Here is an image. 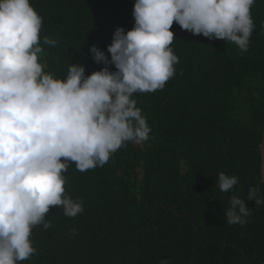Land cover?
Segmentation results:
<instances>
[{
	"label": "trees",
	"instance_id": "trees-1",
	"mask_svg": "<svg viewBox=\"0 0 264 264\" xmlns=\"http://www.w3.org/2000/svg\"><path fill=\"white\" fill-rule=\"evenodd\" d=\"M135 0H30L42 17L46 73L66 77L71 64L100 71L90 49L107 52L115 30L134 27ZM248 51L209 40L174 22L175 74L160 90L133 99L151 129L143 148L127 142L103 166L78 171L70 163L65 195L82 203L76 217L50 207L32 229L35 253L19 264H264V0L251 8ZM47 37L56 46L44 44ZM110 71H116L114 65ZM236 176L233 191L215 185ZM233 194L246 200L247 223L229 225Z\"/></svg>",
	"mask_w": 264,
	"mask_h": 264
},
{
	"label": "clouds",
	"instance_id": "clouds-1",
	"mask_svg": "<svg viewBox=\"0 0 264 264\" xmlns=\"http://www.w3.org/2000/svg\"><path fill=\"white\" fill-rule=\"evenodd\" d=\"M255 2L135 0L134 27L115 30L110 60L96 46L90 49L105 67L86 76L83 65L71 64L58 79L40 62L42 17L30 0H0V264H19L35 253L32 229L51 227L45 219L50 207H62L73 218L83 211L82 203L65 195L63 173L70 163L81 172L103 166L127 142L149 138L151 129L133 96L160 90L174 76V22L245 53ZM43 43L57 41L45 37ZM237 183L236 176L221 172L215 185L228 193ZM247 200L264 205L254 187ZM228 205L229 225L247 223L251 210L245 199L233 194Z\"/></svg>",
	"mask_w": 264,
	"mask_h": 264
},
{
	"label": "water",
	"instance_id": "water-1",
	"mask_svg": "<svg viewBox=\"0 0 264 264\" xmlns=\"http://www.w3.org/2000/svg\"><path fill=\"white\" fill-rule=\"evenodd\" d=\"M261 177L262 182H264V141L261 144Z\"/></svg>",
	"mask_w": 264,
	"mask_h": 264
},
{
	"label": "rangeland",
	"instance_id": "rangeland-1",
	"mask_svg": "<svg viewBox=\"0 0 264 264\" xmlns=\"http://www.w3.org/2000/svg\"><path fill=\"white\" fill-rule=\"evenodd\" d=\"M139 148L138 149H142L143 148V142L139 143Z\"/></svg>",
	"mask_w": 264,
	"mask_h": 264
}]
</instances>
